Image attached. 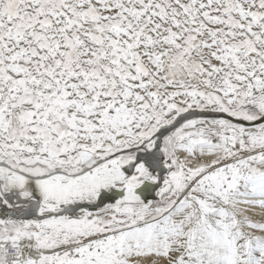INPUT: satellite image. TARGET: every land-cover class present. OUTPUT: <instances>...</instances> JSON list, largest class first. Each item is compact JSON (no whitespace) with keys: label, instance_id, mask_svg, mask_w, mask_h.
I'll list each match as a JSON object with an SVG mask.
<instances>
[{"label":"snow or ice","instance_id":"obj_1","mask_svg":"<svg viewBox=\"0 0 264 264\" xmlns=\"http://www.w3.org/2000/svg\"><path fill=\"white\" fill-rule=\"evenodd\" d=\"M264 0H0V264H264Z\"/></svg>","mask_w":264,"mask_h":264},{"label":"rangeland","instance_id":"obj_2","mask_svg":"<svg viewBox=\"0 0 264 264\" xmlns=\"http://www.w3.org/2000/svg\"><path fill=\"white\" fill-rule=\"evenodd\" d=\"M252 214H254L256 217H254V222H261L264 223V210H261L259 208L249 209Z\"/></svg>","mask_w":264,"mask_h":264},{"label":"bare ground","instance_id":"obj_3","mask_svg":"<svg viewBox=\"0 0 264 264\" xmlns=\"http://www.w3.org/2000/svg\"><path fill=\"white\" fill-rule=\"evenodd\" d=\"M248 214L251 216V218L254 219V217H256L254 214H252V212L248 211Z\"/></svg>","mask_w":264,"mask_h":264}]
</instances>
